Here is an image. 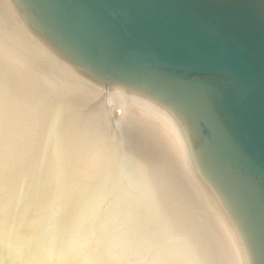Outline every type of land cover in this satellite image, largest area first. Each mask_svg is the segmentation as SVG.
<instances>
[{"label": "bare ground", "instance_id": "1", "mask_svg": "<svg viewBox=\"0 0 264 264\" xmlns=\"http://www.w3.org/2000/svg\"><path fill=\"white\" fill-rule=\"evenodd\" d=\"M209 1L264 37V0ZM146 21L127 0H0L3 264H264L249 108L142 59L170 55Z\"/></svg>", "mask_w": 264, "mask_h": 264}, {"label": "water", "instance_id": "2", "mask_svg": "<svg viewBox=\"0 0 264 264\" xmlns=\"http://www.w3.org/2000/svg\"><path fill=\"white\" fill-rule=\"evenodd\" d=\"M127 1L169 44L168 57L144 54L141 58L234 85L252 119L246 117L264 142V37L209 0ZM256 169L264 177V170Z\"/></svg>", "mask_w": 264, "mask_h": 264}, {"label": "snow or ice", "instance_id": "3", "mask_svg": "<svg viewBox=\"0 0 264 264\" xmlns=\"http://www.w3.org/2000/svg\"><path fill=\"white\" fill-rule=\"evenodd\" d=\"M0 264H3V262H2V261H0ZM45 264H47V262H45Z\"/></svg>", "mask_w": 264, "mask_h": 264}]
</instances>
